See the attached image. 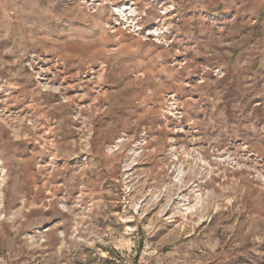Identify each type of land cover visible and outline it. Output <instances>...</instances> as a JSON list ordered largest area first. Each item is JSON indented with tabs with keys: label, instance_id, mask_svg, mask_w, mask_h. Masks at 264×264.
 <instances>
[{
	"label": "rangeland",
	"instance_id": "rangeland-1",
	"mask_svg": "<svg viewBox=\"0 0 264 264\" xmlns=\"http://www.w3.org/2000/svg\"><path fill=\"white\" fill-rule=\"evenodd\" d=\"M0 264H264V0H0Z\"/></svg>",
	"mask_w": 264,
	"mask_h": 264
}]
</instances>
